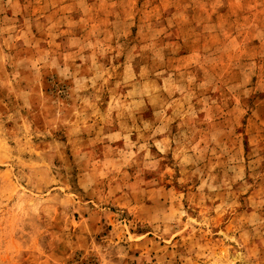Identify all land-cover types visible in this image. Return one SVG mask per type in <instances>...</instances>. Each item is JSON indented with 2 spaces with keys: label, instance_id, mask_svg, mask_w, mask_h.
Here are the masks:
<instances>
[{
  "label": "rangeland",
  "instance_id": "rangeland-1",
  "mask_svg": "<svg viewBox=\"0 0 264 264\" xmlns=\"http://www.w3.org/2000/svg\"><path fill=\"white\" fill-rule=\"evenodd\" d=\"M264 264V0H0V264Z\"/></svg>",
  "mask_w": 264,
  "mask_h": 264
},
{
  "label": "trees",
  "instance_id": "trees-1",
  "mask_svg": "<svg viewBox=\"0 0 264 264\" xmlns=\"http://www.w3.org/2000/svg\"><path fill=\"white\" fill-rule=\"evenodd\" d=\"M83 264H97V263H95V262H93V261H86V262L83 263Z\"/></svg>",
  "mask_w": 264,
  "mask_h": 264
}]
</instances>
